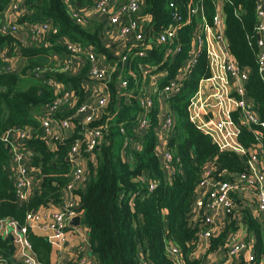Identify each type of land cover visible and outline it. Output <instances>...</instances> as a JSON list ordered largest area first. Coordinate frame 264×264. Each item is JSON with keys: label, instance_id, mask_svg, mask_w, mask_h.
<instances>
[{"label": "trees", "instance_id": "obj_1", "mask_svg": "<svg viewBox=\"0 0 264 264\" xmlns=\"http://www.w3.org/2000/svg\"><path fill=\"white\" fill-rule=\"evenodd\" d=\"M12 1L0 0V27ZM191 1L193 6H201L202 12L193 14L191 21L178 29L172 48L179 45L181 50L167 54V44H158L150 39L175 23L174 11L185 22ZM170 2L144 0L140 14L150 17L142 47L146 55L137 54L140 46L131 49L123 71L114 73L106 84L104 91L108 92L109 101L96 119L87 125L81 122V117L74 119L72 132L59 138L45 132L41 117L62 92L71 90L75 95L74 107L65 105L53 114L59 121L69 116L83 101L89 100L85 85L95 80L90 74L89 60L78 72H74L72 66L68 70L63 66L60 69V60L68 53L63 38L85 49H93L101 60L111 64L119 60V43L107 38L114 28L98 13L99 17L92 19L82 13L86 17L84 23L74 18L73 12H81L83 8L96 11V0L21 2L16 21L20 28L35 22H48L58 31H50L42 40H33L27 45L20 42L15 34L0 31V218L13 219L23 225L29 212L60 205L63 190L72 181L74 164L69 159L72 144L84 137L87 127L105 125L103 136L95 148L91 152L82 150L86 180L75 184L73 189L78 208L82 211V224L88 229L92 254L98 264H179L168 252L171 246L178 248L181 264H203L205 256H192L201 244L199 232L203 227L200 218L193 220L192 217L204 171L215 165L219 167L214 175L216 180L234 179L248 171L249 153L240 155L235 151L221 150L209 135L189 120V99L196 92L200 79L210 75L203 50L188 78H184L181 92L167 98L170 111L175 116L172 131L167 137V149L172 154L174 169L170 173L164 168V161L157 154V129L162 121L163 107L160 92L175 79L177 71L189 57L197 25L204 22L212 25L217 13V0H175L174 7ZM256 6L257 0H226L224 26L233 56L241 66L250 69L248 95L261 120H264V78L257 61L260 48ZM147 43H150L148 47ZM5 50L10 57L19 55L26 59L21 72H14L11 63L4 60ZM155 65L157 68L151 73L163 72L164 75L159 78L158 91L151 93L152 107L146 108L140 94L148 83L144 82L145 73L141 66ZM37 68H40L38 75ZM130 70L135 76L130 75ZM122 79L127 80V86L121 87L122 91L128 94L119 96ZM54 82L62 86L56 88ZM143 116L148 118L149 125L140 130ZM27 127L33 134L23 149L31 151L32 171L42 181L32 196L21 202L17 199L11 169V146L3 140V134L9 129ZM239 140L251 153L256 146L264 145V128L258 124L243 126ZM241 207V202H237L236 208L228 215V228L210 239L208 251L226 245L224 239L229 229L237 228L236 213L243 211ZM245 220L255 232L254 255L255 262H259L264 257V229L249 212ZM27 239L34 255L33 264H53V245L48 238L29 230ZM14 253L13 236L0 234V264H31L29 260L12 263Z\"/></svg>", "mask_w": 264, "mask_h": 264}, {"label": "built area", "instance_id": "obj_2", "mask_svg": "<svg viewBox=\"0 0 264 264\" xmlns=\"http://www.w3.org/2000/svg\"><path fill=\"white\" fill-rule=\"evenodd\" d=\"M22 1L13 0L10 3L9 10L11 12L9 13V20L7 22L4 21L0 27V31L3 34H16L20 30L16 21L20 14L19 11ZM174 1L171 0V7L175 6ZM143 4L144 0L117 2L113 0H96L95 8L97 13L103 16L114 28L111 32V37L119 43L117 50L119 60L116 63H107L106 60H101L93 49H85L81 45L64 37L62 41L68 51L66 57L60 60L64 70H68L73 65V60L81 58H84L86 61L89 60L91 76L95 80L100 81L105 88L114 73L123 71L129 59L128 52L131 49L140 46L137 54L145 56L146 50L142 49V47L143 42L146 41V26L147 22L150 21V17L140 14ZM198 12H202V7L199 5L193 6L192 1L188 4L189 16L185 22H182V16L174 11L173 18L175 23L159 35H152L150 41L156 40L158 44H167V54L179 52L181 46L177 45L176 49L172 48V44L175 43L178 34V29L181 28L183 23H189L191 16ZM82 13L83 11L73 12L74 18L79 23L86 21V17ZM256 13L259 19L256 31L258 35V46L260 48L257 61L259 71L264 78V0H257ZM28 28L33 40L36 41L42 40L50 31H58L56 26L48 22H35L30 24ZM149 45L150 43L146 44L147 47ZM203 50L206 52L210 75L200 79L196 92L189 99L187 107L189 120L205 134L209 135L221 150L235 151L240 155L249 153L247 161L248 171L238 174L234 179L216 180L214 175L219 167L215 165H210L204 171V177L199 185L201 191H198L199 197L195 202L192 219H201L203 227L199 232V238L201 241L206 240L209 244L210 239L216 236L221 228L219 220L220 206L224 208L226 215L232 213L235 209L236 201L234 194L241 189L245 188L251 191L252 198L264 218V145L256 146L250 153L239 140V134L243 126L258 124L264 128V120H261L254 102L248 95L247 82L250 69L241 66L233 56L225 35L224 19L217 12L214 15L212 25L206 24V22L197 25L189 50V57L177 71L175 79L167 83L160 92L163 107L159 134L167 140L168 134L172 131L175 116L170 111L167 98L181 92L184 78H188L190 69L197 63ZM2 57L6 62L10 63V56L6 52L3 53ZM141 68L146 75L151 70L156 69L157 66H141ZM39 71L40 68H37V75ZM130 75L135 76L132 70H130ZM48 82L52 83V80ZM53 84L56 88L62 86L59 82H54ZM120 85L121 87H126L127 80L122 79ZM151 93L152 90L149 91L148 86H143L140 99L146 108H151L153 105ZM74 97L75 95L71 90L62 92L46 110L45 115L41 117L42 126L48 135H53L57 138L61 137L63 135L62 132L73 128V120L78 117L82 118L81 122L83 124L87 125L91 123L109 101L108 92L103 91L96 102L89 103L85 101L81 103L76 111L61 121L53 117L55 111L62 106L68 105L70 108L74 107ZM148 125V118L143 116L139 129H145ZM104 127L105 125L91 128L87 127L84 132V137L76 139L72 144L69 159L74 164V170L72 172V181L67 185L69 190L73 191L75 184L82 183L86 180L82 150L91 152L95 148L103 136ZM32 134V130L29 127L24 129H9L3 134V140L9 142L11 146V169L14 172L17 199L21 202L28 200L35 192V188L38 187L36 185L38 179L31 168V151L23 149L26 140L31 138ZM162 151L164 168L172 173L174 169L172 154L167 148L162 149ZM78 203L74 199H66L62 200L60 205L53 208L41 207L38 210L29 212L26 222L23 225H20L13 219L0 218V234L9 235L11 231L19 232L23 236L25 245L30 248L27 234L31 230L48 238L53 247L55 246L57 249H61L69 241L70 233L84 235L80 229L81 226H84L82 223L78 226H69L68 224L69 220L74 216H82V211L79 210ZM83 242L90 246L88 236L84 238ZM246 247L248 245L245 242H239L229 246L227 252L228 263H232ZM168 252L181 264V257L177 247H169ZM77 260L75 263H73L74 261L67 263L60 261L55 264H78L82 261V259ZM248 260L250 264H255V255H249ZM29 263L33 264L34 262L33 260H29ZM203 264L215 263L206 259Z\"/></svg>", "mask_w": 264, "mask_h": 264}, {"label": "crops", "instance_id": "obj_3", "mask_svg": "<svg viewBox=\"0 0 264 264\" xmlns=\"http://www.w3.org/2000/svg\"><path fill=\"white\" fill-rule=\"evenodd\" d=\"M115 2L117 1H126V0H113ZM226 0H217V12L221 14L222 18L224 19V3ZM83 13L84 15L88 16L90 19L92 18H97L98 14L95 11L94 8L92 10H86L83 8ZM11 10H9V6L7 7V10L4 13V16L2 17L1 23L4 21L9 20V13ZM99 17V16H98ZM16 38L22 42L23 44H31L33 41L31 32L29 28L21 26L19 33L15 35ZM110 38L111 40L112 37H107ZM127 47V46H126ZM73 65H72V70L74 72H78L82 66L85 64L86 60L84 58L78 59V60H73ZM10 65L12 66V69L14 72H21L23 67L26 64V59L24 57H21L19 55H15L10 57ZM59 67L62 70V65L59 63ZM163 72H159L157 74H153L151 72L147 73L144 75V82L148 83V88L151 91H156L158 90L159 86V78L162 77ZM148 80V82L146 81ZM121 87V86H120ZM87 92V96H89V100H85L86 102L93 103L96 102L99 95L104 91V85L100 81H90L86 82L85 85ZM165 100V99H164ZM83 101V102H85ZM160 118L162 119L161 115ZM159 127L157 129V134L159 135V143H158V149H157V154L161 157H163L162 154V149L167 148V140L163 138L159 134ZM67 132L71 133L72 128L66 130L65 132H62L63 135L67 134ZM61 135V137L63 136ZM85 164V163H84ZM86 167V164H85ZM40 179L37 181V186L40 187L41 185ZM74 192L69 190L68 188H65L62 193V199L63 200H71L74 199L78 201L77 197L74 196ZM234 199L236 200L235 202V208L237 206V202H241V210L242 212H237V222L236 226L237 228L235 230L229 229L228 234L226 238L224 239L226 242L225 246H221L215 250H209L208 251V242L206 240H202L201 244L198 246L197 252L192 255L193 257H204L205 260L208 259L212 261L215 264H250L248 262V256L251 254H255L254 251V243L256 240V235L253 230H251L247 224V221L245 220V215L250 213V215L256 219L258 222L262 224V228L264 229V218L261 215L256 202L252 198V193L250 190L247 189H241L239 192L234 194ZM51 208L56 207V205H51L49 206ZM248 208V209H247ZM245 210V211H244ZM220 211V225L221 228L219 229V232L225 231L228 227V219L229 216L226 215L225 210L222 206L219 208ZM80 229L83 231V236L81 234H74L73 232L69 234V241L61 248L57 249L55 246L53 247V253H52V263L55 264L57 262H73L78 261L77 259H82L78 264H98L97 259L95 256L92 254L91 246H89L87 243L83 242L84 238L88 236V229L85 228V226H81ZM13 236L14 239V245H15V253L13 256V261L12 263H15V260L18 262H25L27 260H33L34 255L31 250V248L27 247L25 245L23 236L19 232L11 231L9 235ZM239 242H245L248 247L246 249H243L240 254L233 260L232 263H228L227 261V252H228V247L237 244ZM255 264H264V257H261L259 262H254ZM3 264H8V263H3Z\"/></svg>", "mask_w": 264, "mask_h": 264}, {"label": "water", "instance_id": "obj_4", "mask_svg": "<svg viewBox=\"0 0 264 264\" xmlns=\"http://www.w3.org/2000/svg\"><path fill=\"white\" fill-rule=\"evenodd\" d=\"M199 192L201 191V189L198 190ZM82 223V216L80 215H77V216H74L73 218H71L69 220V226H78Z\"/></svg>", "mask_w": 264, "mask_h": 264}, {"label": "rangeland", "instance_id": "obj_5", "mask_svg": "<svg viewBox=\"0 0 264 264\" xmlns=\"http://www.w3.org/2000/svg\"><path fill=\"white\" fill-rule=\"evenodd\" d=\"M28 28V27H27ZM19 33V31L16 33V34H18ZM15 34V35H16ZM7 50H5V52H6ZM147 86H148V84H146ZM149 89V88H148ZM128 94V92L127 91H122V88L119 86V96H123V95H127Z\"/></svg>", "mask_w": 264, "mask_h": 264}]
</instances>
